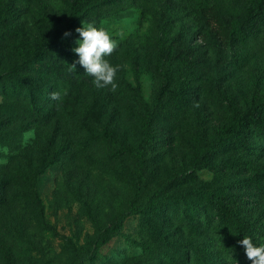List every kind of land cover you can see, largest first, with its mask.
<instances>
[{"label":"rangeland","instance_id":"374dc122","mask_svg":"<svg viewBox=\"0 0 264 264\" xmlns=\"http://www.w3.org/2000/svg\"><path fill=\"white\" fill-rule=\"evenodd\" d=\"M259 1L0 0V77L12 74L2 81L14 89L4 94L0 82V264H75L116 219L117 233L84 264H252L206 193L236 201L264 243V137L250 126L226 136L264 101V24L239 23ZM88 21L118 41L107 57L121 65L115 89L67 67ZM144 118L157 138L140 169L130 148ZM48 148L55 160L31 175ZM203 156L210 166L193 171ZM155 192L162 210L129 214Z\"/></svg>","mask_w":264,"mask_h":264},{"label":"trees","instance_id":"16d2710c","mask_svg":"<svg viewBox=\"0 0 264 264\" xmlns=\"http://www.w3.org/2000/svg\"><path fill=\"white\" fill-rule=\"evenodd\" d=\"M239 23L241 28H254L264 24V0L259 1L256 12H251L240 17ZM177 50V58H182V60H184V46L178 47ZM33 56H36V54ZM16 71L17 70H15L14 73H16ZM10 76H12V74H5L0 77V82L2 84L1 89L4 94L10 93L11 90H14L12 85L10 87L9 85H6L8 82L5 84L2 81L6 80ZM24 86V89L27 93V99L29 101V108L37 111L38 106L34 100L33 85L25 84ZM4 107L5 104L0 105V116H5L4 112H8L3 111ZM1 122L2 121H0V123ZM249 126L253 128L255 134L264 137V101L256 104L242 118L235 120L226 132V136L227 138H238L246 132L247 127ZM141 128L143 134L142 140L138 145H133L130 148V153L132 156H134L137 166L140 169H144L146 167V154L154 150L157 136L152 122L149 119H142ZM2 131V125L0 124V143L4 142L5 140V136H2ZM20 138L22 139V137ZM225 139L226 138H222L211 143L209 145L210 148H222L225 145ZM49 148L46 150L45 156L38 165L30 163L29 167L31 169V175H40L42 170L47 168L55 160V155ZM210 159L211 158L209 156H203L199 159H196L193 162L191 168L193 171H199L203 168H208L210 166ZM5 185L6 184L4 180L0 181V208H3L8 201L7 188ZM206 195L208 196L212 206L213 214L215 215L219 224L231 229L235 238L236 252L239 255L240 260L242 262L248 261L243 246L238 242L242 240L245 235L252 237L254 242H257V229L255 224L243 217L242 209L239 204L236 201H233L227 194L207 192ZM163 206L164 202L160 201L159 192H155L151 200L148 201L145 206L132 207L129 214H135L139 212L146 214L155 213L159 210H162ZM118 221L119 219H116L112 225L105 228L100 233L95 245L89 249V253L81 256V258L75 264H84L85 262L95 260L100 248L106 244L108 240L112 238L119 230L120 224ZM261 234L264 236V233ZM194 251L195 253L193 254H195L198 259L202 260L204 258V252L201 250L200 246H195Z\"/></svg>","mask_w":264,"mask_h":264},{"label":"clouds","instance_id":"9594fccd","mask_svg":"<svg viewBox=\"0 0 264 264\" xmlns=\"http://www.w3.org/2000/svg\"><path fill=\"white\" fill-rule=\"evenodd\" d=\"M75 32L78 33V37L71 51L76 54V58L71 64H67L69 71L76 70V66L79 65L84 73L91 77L95 87L110 86L115 89L117 87L115 78L121 65L112 64L107 57L118 47V41L95 21L82 22V26L77 27ZM64 35L68 36L70 33L65 32ZM51 95L55 99L59 93L53 92ZM32 135V132L26 133V139ZM238 243L243 246L245 255L252 264H264V243L254 242L252 237L246 235Z\"/></svg>","mask_w":264,"mask_h":264}]
</instances>
